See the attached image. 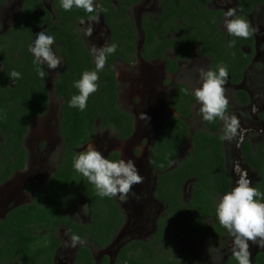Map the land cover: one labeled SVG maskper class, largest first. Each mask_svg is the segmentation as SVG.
Listing matches in <instances>:
<instances>
[{
    "label": "flooded vegetation",
    "instance_id": "af4514ba",
    "mask_svg": "<svg viewBox=\"0 0 264 264\" xmlns=\"http://www.w3.org/2000/svg\"><path fill=\"white\" fill-rule=\"evenodd\" d=\"M41 1L51 14L52 20H56L57 11L53 9L55 0ZM178 1L188 8L182 15L174 14L176 18L172 20L167 18L173 17L170 16V9L175 6V0H138L137 3L129 5L127 10L119 7V0L112 1L119 14L117 23L121 20L124 26L123 22L129 20L135 32L134 48L130 57L135 56L136 60L126 62L116 59L113 65L118 82V104L120 109L132 118L134 130L127 139H120L116 132L109 128L101 129L97 123L94 138L89 143L94 144L105 158L113 159L112 155L118 154V159H132L139 169V174L144 177V181L142 184L133 186L125 200L114 197L122 224L114 230V235L106 244L95 242L90 237V234H95V227L92 226L93 213L89 201L80 197L79 202L72 209H65L66 222L73 221L80 228L71 230L64 224L57 227L53 233L57 241L53 243L55 247L52 252L53 264H76L81 248H88L93 264H121L118 262L120 258L122 264H216L214 257L217 256V249L221 254L220 264H237L231 254L233 237L219 224L215 214L216 206L225 193L210 197L211 202L209 201L208 206L204 204L203 207L205 212H208L207 214L198 209V213L194 216L191 207L194 204L193 192L196 179H187L180 186L181 204L184 211L178 223L170 203L160 198L161 195L166 196L167 191L171 192L174 185L169 184L163 189L160 186V180L164 174L176 172L183 162L192 156L194 146L191 140L197 132L201 130L210 132L209 125L212 127L218 125L216 133L220 136L223 134V122L218 119L214 123L204 121L199 115L200 105L192 94L194 88L200 87L198 69L216 70V66L223 63L228 67V81L225 85V94L229 99L228 112L237 116L240 128L244 130L242 136H237L231 141L222 140L225 156L224 170L230 179L227 192L235 187L238 179L233 170L237 163L248 172L253 187L264 186V154L262 153L264 152V0ZM24 3L25 0H7L0 7V10L5 9L4 14L0 15V35L8 36L11 33L9 43L15 42L14 30L21 17ZM230 8L237 9V15L247 18L252 27L257 29L253 36L242 39L232 37L227 33L223 21L225 13ZM83 20L85 24L81 25L80 20L75 18L72 28L78 30L79 37L81 36L82 42L86 44L90 53L92 44L101 47L106 42L111 43L112 32L102 12L99 13V23L93 22L95 31L90 38L81 31L90 21L87 17ZM145 25L154 29H168L165 31V39L171 44L162 50L158 58L146 59L144 57L146 52ZM45 29L44 25L37 30V33ZM202 30L207 31L205 37H208L209 43L204 40ZM36 34L29 43H34ZM157 39L158 43H165L162 37L158 36ZM233 39L236 41L235 47L230 48L228 45ZM123 43L127 41L124 40ZM219 43L220 46L216 47ZM52 49L57 56L62 58V63L54 71L50 70L45 63L50 84V100L46 112L34 118L33 121L48 117L57 107L55 105L52 108L53 99L56 98L53 88L55 80L61 76L66 65V59L53 47ZM184 49L188 50L184 51ZM122 67L135 71L136 76H128L129 79L124 83H129L128 95H138L134 100L137 103L130 101L120 104V83H123V79L119 77V69ZM185 89L188 90V94H185ZM57 99L61 100V98ZM176 106L188 114L181 116ZM141 113L150 119L147 122L141 121L139 119ZM176 117L186 124L189 136L166 170L155 169L156 158L161 155V151L155 153L156 147L162 140L161 131L169 120ZM60 120L61 108L58 119L59 134ZM32 124L23 142V147L27 152L25 168L14 173L9 180L0 185V189L5 187L6 192V202L2 206L0 198V221H3L12 210L26 205L21 201L24 196L31 198L30 203L34 201L36 192L46 185L56 172L61 162L60 157L65 151L61 138V152L53 165L48 162L49 157L44 159L38 156L37 160L34 159V153L28 145ZM45 134L48 135V128ZM107 135H114L115 139L109 140ZM43 140H40L37 150H44V153L49 156L50 152L56 150V147L49 145L50 142L42 144ZM120 144L126 146L120 148ZM246 144L253 155L260 160V164L258 166L254 164V168L244 155V151L247 152ZM86 148L87 145L78 151H84ZM259 148H261L260 152ZM120 149L123 154L119 151ZM13 180L21 186V194L18 196L7 194ZM32 183L36 184L35 190L27 192V187ZM161 191L164 192L161 194ZM194 218L197 219L195 223ZM198 220L203 222L204 226L200 225ZM175 228H179V231H175ZM48 233L49 231L46 230L40 233L45 235V246L50 244ZM70 234L79 235L86 243L76 247H66L65 244ZM250 251L252 264H256V256L264 253V248L255 247ZM4 264H20V262L8 261Z\"/></svg>",
    "mask_w": 264,
    "mask_h": 264
},
{
    "label": "trees",
    "instance_id": "16d2710c",
    "mask_svg": "<svg viewBox=\"0 0 264 264\" xmlns=\"http://www.w3.org/2000/svg\"><path fill=\"white\" fill-rule=\"evenodd\" d=\"M6 1L0 0V7ZM112 1L94 0V3L106 9L102 14L112 32L111 43L117 44L118 47L114 54L108 56L104 69L98 73L99 89L90 95L84 111L69 107L71 97L79 94L73 87V82L79 80L84 71L95 70V62L86 44L82 42L81 36L79 37L78 30L72 28V22L75 18L79 20L88 18L89 14L76 8L64 11L60 6V0H55L53 9L57 11V19L53 21L41 0H25L21 17L14 30L15 42H8L12 37L11 33L8 36L0 35V68H3V71H0V185L9 180L14 173L25 168L27 152L23 142L33 119L46 112L50 100L48 76L44 80L37 75L35 70L37 66L33 64L34 56L29 51L32 44L29 42L39 28L45 25V33L55 36L52 47L66 59V65L61 76L55 80L53 88L56 98H61L62 101L60 136L65 151L60 157L61 162L56 172L47 184L36 192L34 201L12 210L3 221H0L2 240L0 264L8 261H18L20 264H53L52 252L55 248L53 243L57 242L53 233L61 224L71 230L80 228L73 221L66 222L64 213L65 209H72L79 202L80 197L91 203L92 226L95 227V234H90V230L88 233L95 242H100L102 245L108 243L114 235V230L122 224L114 198L99 197L95 187L73 167V157L94 138L97 123L101 129L109 128L116 132L120 139H127L134 130L132 118L122 111L118 104V82L113 65L116 59L126 62L136 60L135 56L130 57L133 53L135 32L131 21L123 22L124 26L121 20L117 23L119 14ZM137 2L138 0H119L118 5L121 9L127 10L129 5ZM186 8L188 6L181 5L175 0V6L170 9V16L182 15ZM175 18L173 16L167 19ZM144 27L146 29L144 57L158 58L162 50L171 44L165 39V31L168 29H154L146 25ZM202 32L204 40L209 43L208 37H205L207 31L202 30ZM158 36L162 37L165 43H158ZM124 40L127 43H123ZM218 46L220 43L216 45ZM186 50L188 49H184ZM39 67L48 73L45 64ZM13 70L21 73V78L15 82L9 78V73ZM176 108L181 116L188 114L183 109L177 106ZM168 122L161 131L162 140L155 149V153L161 151V155L154 163L155 169L166 170L189 136L188 127L180 118L176 117ZM218 128V125L214 127L209 125L210 132L203 130L197 132L191 140L194 146L192 156H189L176 172L161 177V188L165 189L169 184L174 185L171 192L167 191L166 196L161 195L160 198L170 203L178 223L184 211L180 189L184 181L190 178L196 179L193 192L194 204L191 207L194 216L198 213V209L207 214L203 206L210 204V197L226 193L229 189L230 179L224 170L222 140L216 133ZM245 146L246 159L253 168L254 164L258 166L259 158L253 155L248 144ZM112 158L118 160V154L112 155ZM35 188L36 184L32 183L26 191L32 192ZM255 188L264 193V186L258 185ZM196 220L194 218V223ZM198 222L204 226L203 222L200 220ZM44 230L49 231L50 234L48 246L44 245L45 235L40 234ZM175 231L178 232L179 228H175ZM43 259L45 260L42 262ZM118 262L122 264L121 258ZM255 263L264 264V253L256 256ZM76 264H93L88 248L80 249Z\"/></svg>",
    "mask_w": 264,
    "mask_h": 264
},
{
    "label": "clouds",
    "instance_id": "9594fccd",
    "mask_svg": "<svg viewBox=\"0 0 264 264\" xmlns=\"http://www.w3.org/2000/svg\"><path fill=\"white\" fill-rule=\"evenodd\" d=\"M60 6L64 11L76 8L89 14L90 22L86 28L81 29L89 38L95 31L94 23H99V13L106 11L102 5L94 3V0H60ZM93 13L96 15H92ZM79 23L84 25L85 20L81 19ZM223 25L227 33L235 38L248 39L257 31L247 18L237 15L235 8H230L225 13ZM54 43V35L40 31L36 34L34 43L29 47V51L34 56L33 64L37 66L36 73L44 80L48 73L43 71L39 65L46 63L48 68L54 71L62 63V58L57 56L52 49ZM235 43L233 39L228 46L235 47ZM117 47V44L107 42L101 47L91 45L90 51L94 57L95 70L84 71L81 78L73 82V87L78 90L79 94L71 97L70 108H78L80 111L86 109L90 95L99 89L98 73L104 69L108 56L114 54ZM0 71H3V68H0ZM198 72L200 87L194 88L192 94L200 105L199 115L208 123H214L217 119L223 122L221 140L231 141L237 136H242L244 130L240 128L239 119L228 112L229 99L225 94L228 67L221 63L216 66V70L199 68ZM9 78L15 82L21 78V73L13 70L9 73ZM185 94H188L187 89H185ZM139 119L147 122L150 118L141 113ZM119 151L123 154L122 149ZM73 167L95 187L97 195L101 198L118 197L123 201L133 186L142 184L144 181V177L139 174V169L132 159L105 158L92 143L87 145L86 150L73 157ZM233 170L238 177L235 187L220 199L215 214L219 224L233 237L231 247L233 258L238 264H252L250 242L259 248H264V202H261L264 200V193L252 186L248 172L243 170L239 163L235 164ZM84 243L86 241L79 235L70 234L65 246L76 247ZM214 259L216 264H220L221 254L218 249Z\"/></svg>",
    "mask_w": 264,
    "mask_h": 264
},
{
    "label": "rangeland",
    "instance_id": "374dc122",
    "mask_svg": "<svg viewBox=\"0 0 264 264\" xmlns=\"http://www.w3.org/2000/svg\"><path fill=\"white\" fill-rule=\"evenodd\" d=\"M5 12V9L0 10V15H3ZM119 77L123 79V83H120V104H125L130 101L135 102L134 100L138 97V95L133 94V95H128V89H129V83H124V81L128 80L129 77H135V71L134 70H129L126 68H120L119 69ZM130 74L132 76H130ZM51 75V73L49 74ZM51 77V76H50ZM62 101L60 99L54 98L53 99V107L56 105L57 107L55 110H52L50 115L46 118H38L33 121L32 124V129H31V138L28 140V145L32 152L34 153L33 158L37 160L38 156L43 157L44 159L46 157H49L48 162H50L51 165H53L57 160H58V155L61 152V146H62V140L59 134V126H58V119H59V112L61 108ZM122 107V105H121ZM123 108V107H122ZM48 128V135L45 134V131ZM103 135L101 134V137ZM107 138L109 140H114V135H107ZM44 139V140H43ZM40 140H43V143H49V145H54L56 147V150L54 152H50V155L47 156V154L44 153V150H37V145L40 143ZM94 145V144H93ZM126 145L120 144V148H124ZM39 159V158H38ZM26 174V173H25ZM28 175V174H27ZM19 182V180L17 181ZM11 193L13 195H20L21 194V186L16 183L15 180H13V183L9 186L7 194ZM5 187L0 189V198L2 201V204H5ZM23 196V195H22ZM22 198V197H21ZM23 204H28L31 202V198L29 196H24L23 199ZM12 206V205H11ZM183 246V245H181ZM257 247L254 244H251L250 242V250L254 249Z\"/></svg>",
    "mask_w": 264,
    "mask_h": 264
}]
</instances>
